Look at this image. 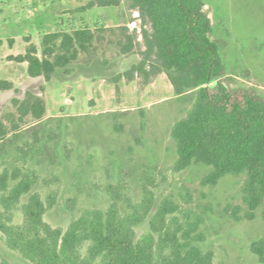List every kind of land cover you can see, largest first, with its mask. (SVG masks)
<instances>
[{
  "label": "rangeland",
  "instance_id": "1",
  "mask_svg": "<svg viewBox=\"0 0 264 264\" xmlns=\"http://www.w3.org/2000/svg\"><path fill=\"white\" fill-rule=\"evenodd\" d=\"M91 1L0 0V84H11L0 86V120L8 129L0 139V176H8L10 189L23 180L32 183L0 217L21 224L25 205L38 194L48 209L45 220L65 229L87 210L116 203L123 213L147 210L136 226L142 237L167 204L166 225L189 234L214 264H264L252 248L264 243V206L247 218L246 173H229L212 185L203 183L212 169L207 164L175 168L172 130L193 109L198 90L176 95L165 73L149 84L140 77L116 81L140 60L138 53L120 54L117 45L119 26L141 33L139 12L130 0L87 8ZM204 2L231 85L254 87L264 97V0ZM86 27L117 30L99 31L105 39L50 80L32 77L28 63L17 60L31 44L41 56L48 33ZM29 92L44 99L43 117L20 115L14 99L23 101ZM0 263L32 264L1 231Z\"/></svg>",
  "mask_w": 264,
  "mask_h": 264
},
{
  "label": "trees",
  "instance_id": "2",
  "mask_svg": "<svg viewBox=\"0 0 264 264\" xmlns=\"http://www.w3.org/2000/svg\"><path fill=\"white\" fill-rule=\"evenodd\" d=\"M121 2L92 0L86 7L118 6ZM130 2L139 12L141 33L119 26L117 45L120 54L138 53L140 60L118 74L116 81L140 77L149 84L165 73L176 95L198 90L193 109L172 130L178 151L175 168L207 164L212 169L203 183L212 185L229 173H246L243 200L246 216L252 219L264 206V97L254 87L231 85L204 0ZM116 30L86 27L72 33H48L41 56L31 44L17 60L28 63L32 77L50 80L58 68L67 67L81 52L93 49L96 41L104 40L99 31ZM0 86L10 88L11 84L1 82ZM14 104L22 117L32 113L41 118L46 112L44 99L30 92L23 101L14 99ZM7 134L0 120V139ZM31 186L23 180L10 189L8 176H0V210L11 209ZM25 210L21 224L0 217V231L7 244L32 264H214L213 255L191 242L189 234L166 225L171 212L167 204L156 221H151V231L142 237L137 236L136 226L146 219L147 210L144 215L139 210L123 213L113 203L106 210H87L65 229L45 220L48 209L38 194L29 199ZM252 248L264 260L263 241L254 242Z\"/></svg>",
  "mask_w": 264,
  "mask_h": 264
}]
</instances>
